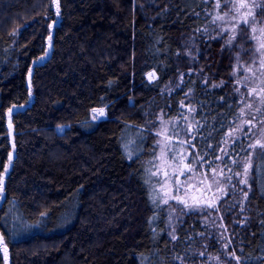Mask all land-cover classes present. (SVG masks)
Here are the masks:
<instances>
[{
  "label": "trees",
  "instance_id": "1",
  "mask_svg": "<svg viewBox=\"0 0 264 264\" xmlns=\"http://www.w3.org/2000/svg\"><path fill=\"white\" fill-rule=\"evenodd\" d=\"M51 2L0 0V233L9 264H180L175 255L196 262L195 251L204 248L200 220L187 214L172 241L145 179L161 116L168 130L178 121L181 137L187 126L180 118L188 114L193 128L184 137L195 136L191 152L213 160L239 110V96L226 80L223 39L197 31L208 24L205 4L59 0L49 49ZM190 33L196 34L193 71L167 92ZM45 51L50 54L39 60ZM150 70L157 74L153 81L146 78ZM93 108H104L106 117L93 120ZM258 163L247 200L237 191L220 201L229 250L242 264H264V169ZM42 212L48 215L39 227H25ZM154 214L159 218L150 224Z\"/></svg>",
  "mask_w": 264,
  "mask_h": 264
},
{
  "label": "snow or ice",
  "instance_id": "2",
  "mask_svg": "<svg viewBox=\"0 0 264 264\" xmlns=\"http://www.w3.org/2000/svg\"><path fill=\"white\" fill-rule=\"evenodd\" d=\"M56 4V16L60 14L59 0H54ZM205 5L209 4V0H202ZM259 10V17L258 13ZM205 15L208 17V24L203 28H198L197 31L202 34H209L210 39H223L224 46L234 48L237 38L242 40L251 39L255 41V45L248 50L250 58L248 61H242L240 52L245 51L240 46V51L236 53V64L233 67L232 76L235 77L234 91L240 94L239 110L236 114L234 122L229 125V130L223 138L224 148H220L222 155L216 156V160H220L223 167L219 165L213 166L212 161H206L204 155L197 152H189L187 157L181 158V153L176 151V145L172 141V137H178L179 133L175 130L173 124L172 129L164 128L165 121L163 116L160 117L161 127L163 132L158 131L157 136L164 135L165 143L161 144L157 141V147L160 149V156H156L153 151L155 160L161 163H153V166L146 171L148 178L145 179V184L150 188L149 199L152 205L160 212H167V228L168 235L172 241L178 239L176 235V225L174 220H179L180 216L188 213L202 212L207 219L211 212L208 210L219 211L218 201L224 200L226 197H234L239 191L244 200H247L252 185L250 179L253 175L254 160L259 161L255 167L264 169V0H214L209 8H205ZM199 16V13H194ZM57 24V20H52L48 25L52 29ZM208 25H212L216 35L212 36L209 33ZM15 35V31L11 33ZM48 48H52V33L48 34ZM49 51L44 52V56L39 60H43L49 55ZM35 63V62H34ZM154 74L149 73L151 78ZM207 83V81H205ZM221 85H212L219 87ZM241 88L244 91H241ZM183 106V104H182ZM15 107V106H13ZM13 109H9V113ZM189 110L195 112V108L189 106ZM93 120H100L105 116L104 108L92 109ZM187 127L183 129L185 134H188L192 128V123L188 122L187 117H184ZM195 132H199L201 125L198 121L195 122ZM66 126H57L58 132H63ZM247 127V132L244 128ZM257 132L259 135H257ZM241 135L249 142L245 146H240V151L246 153L245 156L235 158L232 151L239 144ZM195 136H191L187 141H178V144H187L189 148H194L195 145L191 140ZM135 140H130L129 144H135ZM129 145H125V150L128 158L132 159L133 152L128 151ZM211 147V145H209ZM231 148V150H229ZM259 149V151H257ZM239 156V153H237ZM224 157L228 158L230 164L225 162ZM169 160L171 164L167 163ZM184 160H188L184 163ZM12 156L9 155V164H11ZM151 163V162H150ZM164 165L162 168L161 165ZM183 165L181 169L180 165ZM208 165L206 171H201L204 165ZM198 165V167H195ZM235 166H238L235 167ZM172 167V171L167 170ZM8 168L5 166L4 172L7 173ZM183 177V180L180 179ZM155 178V179H153ZM235 181V183H233ZM243 185L244 187H239ZM212 193L211 197L207 194ZM5 186L3 176L0 175V201L4 200ZM11 211V209L9 210ZM243 211V208H241ZM180 213V216L177 215ZM47 212L40 213V220H37L34 225H27L26 228L39 227L43 222V218L47 217ZM159 217L154 214L150 218L149 223H153ZM223 227V225H220ZM227 231V229H225ZM203 235V233H201ZM190 240L191 237H188ZM231 243L228 240L224 244L227 249ZM0 246L4 254V262L7 264L8 250L4 244V234L0 233ZM241 251H243L241 249ZM200 256H205L206 252L201 251ZM229 260H235L236 264H242L241 257L236 254V250L228 253ZM174 260L185 264V258L180 255L173 256ZM209 260L215 259L217 264H220L219 257H208ZM264 259V258H261Z\"/></svg>",
  "mask_w": 264,
  "mask_h": 264
},
{
  "label": "rangeland",
  "instance_id": "3",
  "mask_svg": "<svg viewBox=\"0 0 264 264\" xmlns=\"http://www.w3.org/2000/svg\"><path fill=\"white\" fill-rule=\"evenodd\" d=\"M213 2H214V0H209V4L205 5V8H209ZM257 2H261V0H257ZM51 5H52L51 8H52L53 13H54V19L57 20V23H58L60 20V14H59V16H56V4H55L54 0H52ZM257 13H258V19H260L259 10H257ZM51 22H52V20L47 25L51 24ZM20 29H21V27H18V26L15 27L13 29L12 33L15 31L16 34L13 36L16 37ZM47 29H48V34H49V31H51L52 36H53L55 26L52 29H49L47 26ZM254 45H255L254 40H251V39L242 40L238 37L237 42H236V46L234 48L230 49V48L224 46V40H223V55H224V59H225V64L227 63L226 67L228 68L227 73H226V75H227L226 80L229 82L230 85H233L234 88L236 87V85H235V77L232 76V72H233V67L236 64V60H235L236 53H237V51H240V46H242L243 49H245V51L240 52L241 60L242 61H248L250 58V52L248 50H250ZM196 54H197L196 34H192V33L187 34L186 36H184L182 50L179 53L178 71H177L176 75L173 76L171 79H169L167 81V83L164 85L165 91L171 92V91L177 89L181 85V83L183 82L184 76L187 73H190L191 71H193V67H194L195 61H196V59H195ZM149 73H153L154 75L150 78ZM146 78L148 81H153L154 79L157 78V74L154 70H150L146 73ZM241 91L243 92L244 89L241 88ZM237 94L239 96V101H240V94L239 93H237ZM104 117H106V114ZM104 117H102V118H104ZM184 117H187L188 122L192 123L191 117L188 114L183 113L182 117L180 118V121L182 124L187 126ZM165 122L166 123L164 125V128L168 129L170 124L168 121H165ZM177 122L178 121H171L172 125L173 124L176 125L175 123H177ZM192 128H193V126H192ZM228 130H229V128H228ZM228 130L226 131L224 137L226 136ZM160 131L163 132L161 124H160ZM244 132H247V127L244 128ZM257 135H259L258 132H257ZM184 136H186V135H183L181 137H172V141L176 145V151L181 153V158L187 157L188 153L191 152V149L187 146V144H178L177 143L178 141H187L189 139V137H184ZM157 141H160L161 144L165 143L164 135L162 134V135L158 136ZM222 141H223V139H222ZM248 142L249 141L247 139H245L243 137V135H241V139L239 141V144L242 146H245ZM224 147H225V145L222 142L221 148H224ZM229 150H231V148H229ZM240 152H241L240 149L238 151H232L233 157L240 158V155L237 156V153L240 154ZM241 153H243V152H241ZM220 155H222V152H220V150H219L218 156H220ZM156 156L157 157L160 156V149L158 147L156 150ZM224 160H225V162H228L229 165H231L230 161H228L227 157H224ZM206 161H212L213 166L219 165L220 167H223V164L221 163L220 160L208 159ZM187 162H188V160H184V163H187ZM153 163H161V161L155 160L153 158L152 166H153ZM167 163L171 164L172 161L169 160ZM161 166H162V168L164 167L163 164ZM180 167L182 169L183 165L181 164ZM195 167H198V165H196ZM7 168H8V170L10 169L9 163L7 164ZM207 169H208V165L205 164L204 168L201 169V171H206ZM167 170L169 172H171L173 169H172V167H168ZM4 174H5V172H4ZM153 179H155V178H153ZM180 179L183 180V177H180ZM207 195L209 197H211L212 193H208ZM218 205H219V211L208 210L211 212V215L207 219L205 218V216L202 212L188 213L191 216H195L200 220L202 231L197 232V236L199 238H201L202 242L201 241H199V242L202 246H204V248L203 249H197L195 251V252H197V253H195V256H197L196 262H194V260H192L191 259L192 257H191V258H189L191 260L185 261V264H217V261L215 259H212V260L208 259V257H217V256L219 257L220 264H235V260H229L228 259L227 254L231 253V251L229 250V247L227 249L224 248V244L229 240V235H228V231H225V229H227V227H226V224L224 222L225 220H224L222 213H221L220 201H218ZM165 214H166L165 226H166L167 234H168L167 212H165ZM177 215L180 216V213L177 212ZM186 215H182V216H180L179 220L173 221V223L176 225V229L178 228V226L182 222V219ZM220 225H223V227H220ZM201 233H203V235H201ZM4 244H6L5 241H4ZM200 248H202V247H200ZM7 250H8L7 264H9L10 263V256H9L8 247H7ZM0 251H1V254L3 256V264H5L2 246H0ZM201 251H205L206 255L203 257L200 256L199 253ZM192 256H194V255H192Z\"/></svg>",
  "mask_w": 264,
  "mask_h": 264
},
{
  "label": "built area",
  "instance_id": "4",
  "mask_svg": "<svg viewBox=\"0 0 264 264\" xmlns=\"http://www.w3.org/2000/svg\"><path fill=\"white\" fill-rule=\"evenodd\" d=\"M92 116H93V113H92Z\"/></svg>",
  "mask_w": 264,
  "mask_h": 264
}]
</instances>
